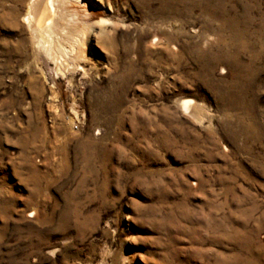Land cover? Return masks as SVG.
<instances>
[{
    "label": "rangeland",
    "instance_id": "obj_1",
    "mask_svg": "<svg viewBox=\"0 0 264 264\" xmlns=\"http://www.w3.org/2000/svg\"><path fill=\"white\" fill-rule=\"evenodd\" d=\"M30 1L0 0V264H264V0L72 3L104 22L62 61Z\"/></svg>",
    "mask_w": 264,
    "mask_h": 264
},
{
    "label": "bare ground",
    "instance_id": "obj_2",
    "mask_svg": "<svg viewBox=\"0 0 264 264\" xmlns=\"http://www.w3.org/2000/svg\"><path fill=\"white\" fill-rule=\"evenodd\" d=\"M72 3L92 5L91 0H31L25 15L33 47L43 49L54 60L60 57L62 61L70 53H92L90 35L95 25L104 22L80 21V15L68 9ZM188 106V102L183 104Z\"/></svg>",
    "mask_w": 264,
    "mask_h": 264
}]
</instances>
